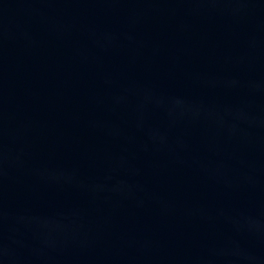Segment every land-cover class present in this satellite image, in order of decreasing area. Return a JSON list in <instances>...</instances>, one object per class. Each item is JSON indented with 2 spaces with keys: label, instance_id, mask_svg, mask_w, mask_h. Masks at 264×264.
I'll use <instances>...</instances> for the list:
<instances>
[{
  "label": "water",
  "instance_id": "obj_1",
  "mask_svg": "<svg viewBox=\"0 0 264 264\" xmlns=\"http://www.w3.org/2000/svg\"><path fill=\"white\" fill-rule=\"evenodd\" d=\"M0 264H264V0H0Z\"/></svg>",
  "mask_w": 264,
  "mask_h": 264
}]
</instances>
